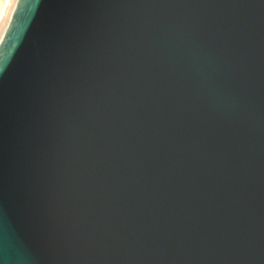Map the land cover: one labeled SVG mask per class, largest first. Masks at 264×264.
I'll return each mask as SVG.
<instances>
[{"label":"water","instance_id":"95a60500","mask_svg":"<svg viewBox=\"0 0 264 264\" xmlns=\"http://www.w3.org/2000/svg\"><path fill=\"white\" fill-rule=\"evenodd\" d=\"M0 262L264 264V0H18Z\"/></svg>","mask_w":264,"mask_h":264},{"label":"bare ground","instance_id":"6f19581e","mask_svg":"<svg viewBox=\"0 0 264 264\" xmlns=\"http://www.w3.org/2000/svg\"><path fill=\"white\" fill-rule=\"evenodd\" d=\"M18 0H0V42L10 23Z\"/></svg>","mask_w":264,"mask_h":264},{"label":"snow or ice","instance_id":"6c2138e0","mask_svg":"<svg viewBox=\"0 0 264 264\" xmlns=\"http://www.w3.org/2000/svg\"><path fill=\"white\" fill-rule=\"evenodd\" d=\"M0 264H2V262H0Z\"/></svg>","mask_w":264,"mask_h":264}]
</instances>
